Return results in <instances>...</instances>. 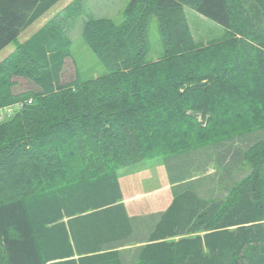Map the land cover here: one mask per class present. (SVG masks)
Listing matches in <instances>:
<instances>
[{
    "label": "trees",
    "instance_id": "16d2710c",
    "mask_svg": "<svg viewBox=\"0 0 264 264\" xmlns=\"http://www.w3.org/2000/svg\"><path fill=\"white\" fill-rule=\"evenodd\" d=\"M59 1L0 0V51ZM186 7L222 25L224 37L197 43ZM60 15L0 62V264H80L75 242L97 251L125 230L124 218L116 210L76 226L64 218L119 199L117 172L159 157L172 181H217L222 198L212 202L220 204L215 217L200 215L205 227H218L208 237L213 257L197 241L153 246L150 257L264 264V137H253L264 130V0H129L122 24L84 23L108 73L67 82L72 42ZM153 15L165 52L149 60ZM15 77L34 89L15 92ZM210 166L214 174H206ZM199 207L186 196L164 231L181 229ZM84 264L119 261L111 253Z\"/></svg>",
    "mask_w": 264,
    "mask_h": 264
},
{
    "label": "crops",
    "instance_id": "0c3cea01",
    "mask_svg": "<svg viewBox=\"0 0 264 264\" xmlns=\"http://www.w3.org/2000/svg\"><path fill=\"white\" fill-rule=\"evenodd\" d=\"M160 165L142 162L130 168H122L117 172V181L120 189V197L117 200L104 203L101 206L84 209L72 213L69 220L70 225L88 223L89 217L96 214L106 215L108 212L116 210L124 218L125 230L118 232L116 237L107 238V243L103 244L97 251L82 247L79 240L75 242L74 258L84 264L88 259L115 253L119 264H164L150 257V248L165 244L168 246H186L188 242H199L201 253L204 257H213L208 247V237L217 228L208 229L205 227V210L213 212L212 217L217 215L220 204H213V200H221V188L218 182L213 184L187 185L186 183L174 182L171 180L168 166L163 158L159 157ZM154 159H150L152 161ZM149 161V162H150ZM148 163V164H147ZM156 168L163 176L158 180ZM206 174H214V166L208 167ZM201 172L194 173V178ZM159 175V176H160ZM146 184L150 188H146ZM186 196H192L200 204L197 214L181 229L165 232L164 226L169 222L172 211L178 207L179 203ZM225 197V196H224ZM206 200L208 201L206 203ZM212 208V210H211ZM200 217V219L198 218ZM203 216V215H202ZM214 221V220H213ZM246 224V223H245ZM250 224V223H247ZM246 224V225H247ZM238 226H228L229 231L237 229Z\"/></svg>",
    "mask_w": 264,
    "mask_h": 264
},
{
    "label": "rangeland",
    "instance_id": "374dc122",
    "mask_svg": "<svg viewBox=\"0 0 264 264\" xmlns=\"http://www.w3.org/2000/svg\"><path fill=\"white\" fill-rule=\"evenodd\" d=\"M128 2L129 0H60L0 51V62L8 57L17 45L27 40L50 19L61 13V20L57 17V20L62 23L58 26L59 30L72 42L71 56L66 60L63 81H71L78 76L83 80L102 76L108 73V69L84 39V23L91 18L109 17L117 24H122L125 20L124 10ZM69 5H71V9L63 12ZM186 15L197 43L209 44L224 37L226 31L222 25L206 18L190 7H186ZM146 38L149 43L147 58L156 60L162 57L165 47L160 33L159 21L155 15L149 19ZM15 79L17 80L14 87L15 92L34 89V85L30 80L23 77H15ZM5 107L7 106L1 108L4 109ZM199 117L201 119V116ZM253 137L263 138L264 130H258ZM149 161L143 160L138 163L148 162L154 164V166H157L156 164L160 165V159L155 158ZM138 163L130 165V168ZM158 171L159 168H156V172ZM164 174L161 176L158 172L157 184H159V179L162 180L161 178L165 177ZM146 188H150L148 184H146Z\"/></svg>",
    "mask_w": 264,
    "mask_h": 264
},
{
    "label": "built area",
    "instance_id": "2783aa9c",
    "mask_svg": "<svg viewBox=\"0 0 264 264\" xmlns=\"http://www.w3.org/2000/svg\"><path fill=\"white\" fill-rule=\"evenodd\" d=\"M7 111L10 112V111H11V108H8ZM0 117H1V116H0ZM0 119H1V118H0Z\"/></svg>",
    "mask_w": 264,
    "mask_h": 264
}]
</instances>
